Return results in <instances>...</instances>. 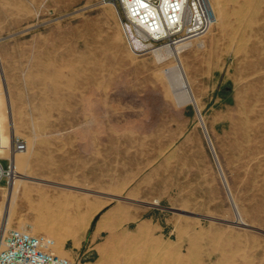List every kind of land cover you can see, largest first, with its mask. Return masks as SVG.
<instances>
[{
  "label": "rangeland",
  "instance_id": "rangeland-1",
  "mask_svg": "<svg viewBox=\"0 0 264 264\" xmlns=\"http://www.w3.org/2000/svg\"><path fill=\"white\" fill-rule=\"evenodd\" d=\"M211 2L159 58L105 0H0V155L28 143L0 222L88 264H264V0Z\"/></svg>",
  "mask_w": 264,
  "mask_h": 264
},
{
  "label": "built area",
  "instance_id": "built-area-1",
  "mask_svg": "<svg viewBox=\"0 0 264 264\" xmlns=\"http://www.w3.org/2000/svg\"><path fill=\"white\" fill-rule=\"evenodd\" d=\"M124 13L122 32L132 49L177 45L203 37L216 22L211 0H105ZM147 45V46H146ZM159 46V47H160ZM3 136L0 128V149ZM27 140L11 135L9 155H0V185L10 186L15 172V153L26 151ZM55 240L25 227L0 222V264H88L80 259L59 256Z\"/></svg>",
  "mask_w": 264,
  "mask_h": 264
},
{
  "label": "bare ground",
  "instance_id": "bare-ground-1",
  "mask_svg": "<svg viewBox=\"0 0 264 264\" xmlns=\"http://www.w3.org/2000/svg\"><path fill=\"white\" fill-rule=\"evenodd\" d=\"M251 17V16H250ZM249 20V19H248ZM253 21V20H252ZM192 44V42H190V41H187V42H184V43H181V44H177V45H175V49H177V51H180V50H182L183 48H185V47H188V46H190ZM147 46V45H146ZM172 46V45H171ZM171 46H166V45H163V46H160V47H156V48H154V51L156 52V55L159 57V58H162V57H165V56H167V55H169V54H171L172 52H173V48L171 47ZM173 54V53H172ZM183 74L184 73H181L180 71H179V73L177 74V75H179L180 76V79L183 81V80H185V78H184V76H183ZM182 85H183V87H185V85H184V82H182ZM15 160H16V155H15ZM17 161V160H16ZM15 173V172H14ZM14 175H16V177H19V178H23L24 177V175H19V174H14ZM16 182V181H15ZM16 192V187L14 186L13 187V189L10 191V196H11V198H12V196H14V193ZM9 207H10V205H8ZM8 207V208H9ZM12 208V207H11ZM98 209V208H97ZM80 212V211H79ZM81 216V215H80ZM10 222V221H9ZM83 224V223H82ZM82 226V225H81ZM87 227V226H86ZM83 228V227H82ZM74 234L73 233H70V234H68V237L70 238V237H72V238H74Z\"/></svg>",
  "mask_w": 264,
  "mask_h": 264
}]
</instances>
